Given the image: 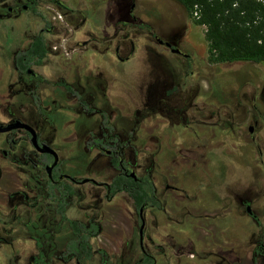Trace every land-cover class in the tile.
<instances>
[{
	"label": "rangeland",
	"instance_id": "obj_1",
	"mask_svg": "<svg viewBox=\"0 0 264 264\" xmlns=\"http://www.w3.org/2000/svg\"><path fill=\"white\" fill-rule=\"evenodd\" d=\"M102 2L105 0H95L98 8L102 6ZM71 3L75 7L76 0ZM132 4L134 7L129 11L132 15L128 16L127 12ZM114 5L123 6L127 17L126 25L120 26L115 22L113 26H104L103 32H100L103 35H97V42L99 45L108 44L113 37V44L124 45L125 56L129 55L125 64L113 58L114 84L113 91L109 93L116 111L113 115L124 110L125 116L129 118V126L136 125L139 118L140 112L135 109L149 108L146 104L148 101L140 103L147 97L144 96V90L146 89V94H151V87L162 79L163 69L152 64L150 59L163 49L151 38L149 30L155 32L158 28L163 34H167L178 29L180 41L185 40L179 42L183 51L192 54L189 59L181 55L169 57L168 60L175 64L173 68L176 74L169 88L173 86L174 90L167 92L164 100L168 99L166 105L171 104L174 108H183L188 103V113L193 125L182 129V125L174 122V119L178 120L177 115L171 119L169 112H153L137 124V151L127 150L125 155L128 166L135 164L138 176H143L148 169L157 178L166 173L177 175L178 185L186 188L192 198V202L186 207H170L172 211L167 215L158 213L156 209H147L148 220L151 223L156 221L153 225L156 226L153 237L156 242L162 241L167 252L172 251L171 259H162L158 264H212L208 253L220 235L224 238L225 254L231 253L232 245L236 244L237 250L242 252V264H253L251 254H245L249 249L264 254V162L260 161V158H264V64L251 61L230 64L209 61L204 26L187 18L183 8L174 0H114ZM60 12L55 13L56 18ZM28 15L18 19H5L0 23L1 120H6L11 110H18V102L22 101L24 107L29 103L26 100L14 99L10 102L7 97L5 99L10 88L21 91L23 86L31 88L35 81L26 76L23 77L24 83L18 81L12 68L14 52L24 47L43 25L42 21ZM152 19L157 28L150 24ZM92 22L94 25L102 24L97 16ZM53 26L55 29L62 27L58 24ZM70 27L73 28V25ZM68 32L70 36L77 33L76 30ZM60 43L65 45L72 42L61 40L56 44ZM131 43L134 50L129 53L127 51ZM93 56V53L88 54L92 61ZM71 60L73 59L64 57L51 60V64L47 66H58L54 68L56 74L53 77L73 80L78 68H81L82 76L87 74V66L83 62L77 67ZM124 65L125 73L122 69H116ZM34 69L40 71L42 76H50L52 72L50 66ZM117 70L125 76V83L122 85L124 94L119 89L121 85H118L116 77H122V74H117ZM93 72L96 74L98 70ZM148 86L150 90H147ZM166 105L165 109L168 108ZM218 111L226 120L222 130L212 124V121H216ZM259 150L263 152L262 155ZM91 156L88 155L86 161L82 162L84 168ZM102 157L103 159H97L98 179H104L115 172L105 167L103 160L107 157L105 154ZM158 181L160 182L159 179ZM88 186L82 187L83 195H90ZM218 190L225 191L226 195L237 193L242 204L229 208L227 206L225 213L218 211L215 201ZM4 195L0 194V216L10 219V202ZM80 201L78 197L72 200L68 208L69 216L83 218L87 214L96 218L101 229L93 239L94 244L106 250L107 264H125L126 246L134 243L132 239L127 242V237L132 233L129 226L136 232L137 214L130 207L127 208L119 197L109 203L102 201L96 208H85L86 204ZM247 204L255 216L247 211ZM20 208L22 212L25 207L21 205ZM35 213L34 210L31 215ZM36 215L32 217L33 220ZM16 222L18 232L15 239L12 236L14 244L0 242V264H29V256L36 250L34 241L28 238L29 226L20 220ZM0 235L9 238L2 229ZM55 264L77 263L70 260L66 263L57 261ZM88 264L103 263L97 255ZM258 264H264L263 256L258 258Z\"/></svg>",
	"mask_w": 264,
	"mask_h": 264
},
{
	"label": "flooded vegetation",
	"instance_id": "obj_2",
	"mask_svg": "<svg viewBox=\"0 0 264 264\" xmlns=\"http://www.w3.org/2000/svg\"><path fill=\"white\" fill-rule=\"evenodd\" d=\"M71 2L72 0H0V23L5 19H18L28 14L43 23L38 32L31 36L24 47L18 48L12 57V68L18 81L24 83L23 77L25 76L33 78L35 79L33 86L31 88L23 86L21 91L10 88L8 95L4 96L10 102L20 99L29 103L24 107L22 101L23 104L18 102V110H11L6 120L0 119V126L15 121L26 123L35 132L36 144L31 140L30 131L25 128L15 127L0 132V194L4 193V197H7L10 202L8 205L10 219L0 216V229L5 235L8 234L9 238L0 235V242L14 244L13 239L16 238L18 232L16 221L20 220L24 225L29 226L28 238L34 241L36 249L34 253H36L37 247L35 240L30 236L32 232L30 227L34 221L39 220L42 228L49 229L47 232L51 229L54 233L53 264L57 261L66 263L70 260L80 264L76 256L70 257L67 261L58 258L64 252L66 241L64 230L66 225L65 221L61 220L64 215L71 220L81 221L86 226H89L90 223L97 226L96 232L91 233L92 230L90 231L89 242L93 252L90 261L97 255L100 258L97 251L100 249L106 254L104 259L107 264L106 250L95 245L93 240L101 229L99 221L87 214L83 218H73L69 216L68 208L75 197L86 204L85 208H96L97 204L102 201L109 203L119 197L126 203L127 208L130 207L137 214L138 222L136 232L129 226L132 233L127 237V242L129 243L132 239L134 243H129L126 246L125 264H158V261L162 259H171L172 251L167 252L162 241L156 242L153 237V229H156V226L153 225L156 221L153 220L151 223L148 220L147 209L149 211L156 209L158 213L167 215L172 211L170 207H186L192 202V198L186 188L178 185L177 175L166 173L157 178L148 169V172L143 176H138L134 169L135 164L128 166L125 162V155L127 150L137 151V124L153 112H160V110L169 112L171 119L177 115L178 120L174 119V122L182 125V129L193 125L192 118L188 113V103L183 108H174L171 104L166 105L168 99L164 100L165 94L174 90L173 86L171 89L169 88L174 82L176 74L173 68L175 64L168 60L169 57L181 55L189 59L192 58V54L183 51L179 42L182 43L185 40L180 41L177 34L178 29L163 34L152 19L150 24L157 30L155 32L149 30L150 36L163 50L153 52L156 55H153L151 59L149 56L146 57L151 60L152 64L159 65L163 69L162 79L151 87V94L148 95V92L146 94V89L144 90V96L147 97L140 103L148 101L146 104L149 105V108L135 109L136 112H140L139 118L135 122L136 125L129 126V118L125 116L124 110L113 115L116 111L109 98V93L113 91L112 84H114L112 82L114 80L113 58L121 64H125L129 55L125 56L124 45L113 44V37L110 38L108 44L99 45L97 42V35L99 37L103 35L100 32H103L104 26H113L115 22L120 26L126 25L127 17L124 13V19L120 17L119 20H114V0H105L99 8L95 0H76L75 7H72ZM133 7L132 4L131 9L127 12L128 16L132 15L129 11H132ZM58 11L61 12L56 18L55 13ZM96 16L102 24H93L92 19ZM53 24L62 25V27L55 29ZM72 25L73 28L70 27ZM67 28L69 31L76 30L77 33L70 36ZM39 36L44 42L45 55L40 63H36L34 59L30 60L28 64L22 62L24 68L21 70L17 64L18 54L26 51L34 39ZM61 40H68L72 43L56 44ZM133 50L134 45L131 43L127 52L132 53ZM89 53L94 54L92 57L94 61L89 59ZM59 57L73 59L71 61L77 67L83 62L87 66V74L82 76V70L78 68L75 79L68 80L53 77L58 66L49 65L52 71L50 76H42L40 71L34 69L35 67L47 68L49 67L47 65L51 64V60L55 61ZM183 65L185 64L183 63ZM117 68L122 69L125 73V65L122 68ZM92 69H96L98 72L94 74ZM117 71V74H122V77L118 75L116 77L118 85H121L119 89L121 88L124 94L122 85L125 83V76L120 70ZM25 85L27 86V84ZM150 86L147 90H150ZM192 104L193 101L190 102L191 106ZM164 105L168 108L165 109ZM254 110H256V106H254ZM214 113L212 112V114ZM225 121L223 114L218 111L216 121H212V124L222 130ZM44 146L53 150L57 156L56 161L51 151L39 149ZM259 153L262 155L263 152L259 150ZM103 154L107 157L105 161L103 160L105 167L115 172L107 175L104 179H98L97 159H103ZM88 155L92 156L84 168L82 162L86 161L85 158ZM260 161L263 163L264 158H260ZM65 185L71 186L73 193H67ZM86 185H89L90 195L82 193V187ZM132 185L135 189H139L141 185L146 193L143 194L140 190L133 191ZM184 190L187 192L185 193ZM132 192L138 193V195L142 194V202L139 206L135 204ZM215 201L218 211L223 213L227 206L229 208L242 204V199L237 193L226 195L225 191L221 192L220 190H218V195L216 194ZM65 202L69 203L67 207L63 206ZM21 205L25 207L22 212L19 210ZM246 209L252 216H255L248 204ZM34 210L36 213L31 215ZM34 215H36L35 220L32 219ZM154 217L157 218L155 213ZM24 218L26 220H23ZM32 228L34 229V224ZM222 237V235L220 238L218 237L213 243L214 247L208 253L209 257L216 259L215 261L210 259L213 261L211 263L242 264V252L237 250L236 244L232 245L231 253L223 252L224 238ZM249 253L253 264H258L260 256L264 257L263 253L259 254L256 250L249 249L245 254ZM90 261H87L86 264Z\"/></svg>",
	"mask_w": 264,
	"mask_h": 264
},
{
	"label": "trees",
	"instance_id": "obj_3",
	"mask_svg": "<svg viewBox=\"0 0 264 264\" xmlns=\"http://www.w3.org/2000/svg\"><path fill=\"white\" fill-rule=\"evenodd\" d=\"M184 10L187 18L194 23L203 25L204 39L207 45L209 61L214 63L230 64L240 61H254L264 64V0H174ZM42 38L36 37L30 47L19 53L17 64L22 70L25 64L34 59L40 63L45 55ZM133 191H144L131 186ZM65 191L73 193L71 186L65 185ZM142 194L133 193L135 204L142 202ZM68 202L63 206L67 207ZM65 221L64 252L58 257L67 261L76 256L80 264H86L92 257V245L89 242L90 231L96 232L97 226L90 223L86 226L78 220H71L62 216ZM34 224V229L32 228ZM31 238L35 240L37 252L32 254L29 264H53L52 249L55 244L54 233L46 227L42 228L37 220L30 227ZM50 246V247H49ZM101 262L106 263L105 252L97 250Z\"/></svg>",
	"mask_w": 264,
	"mask_h": 264
},
{
	"label": "water",
	"instance_id": "obj_4",
	"mask_svg": "<svg viewBox=\"0 0 264 264\" xmlns=\"http://www.w3.org/2000/svg\"><path fill=\"white\" fill-rule=\"evenodd\" d=\"M15 127H21V128H25V129L29 130L30 133L32 134L31 140L36 144V135H35L34 130H33L28 124L23 123V122H21V121H15V122L10 123V124H7V125H1V126H0V132H2V131H8V130H10V129H12V128H15ZM251 131H252V128H250V132H251ZM39 149H42V150H49V151H51V152L54 154V156H55V161H56L57 156H56V154L53 152L52 149H50V148L47 147V146H44L43 148H39ZM54 163H55V162H54Z\"/></svg>",
	"mask_w": 264,
	"mask_h": 264
},
{
	"label": "crops",
	"instance_id": "obj_5",
	"mask_svg": "<svg viewBox=\"0 0 264 264\" xmlns=\"http://www.w3.org/2000/svg\"><path fill=\"white\" fill-rule=\"evenodd\" d=\"M113 13H114V20H119V18L121 17V19H124L123 15H124V9L123 6H118V7H114L113 8Z\"/></svg>",
	"mask_w": 264,
	"mask_h": 264
},
{
	"label": "built area",
	"instance_id": "obj_6",
	"mask_svg": "<svg viewBox=\"0 0 264 264\" xmlns=\"http://www.w3.org/2000/svg\"><path fill=\"white\" fill-rule=\"evenodd\" d=\"M58 17H59V15H58Z\"/></svg>",
	"mask_w": 264,
	"mask_h": 264
}]
</instances>
